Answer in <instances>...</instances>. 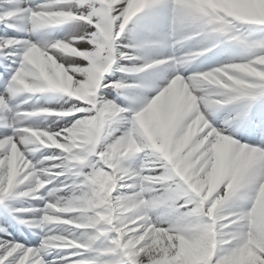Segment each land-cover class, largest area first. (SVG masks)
<instances>
[{
	"label": "snow or ice",
	"instance_id": "1",
	"mask_svg": "<svg viewBox=\"0 0 264 264\" xmlns=\"http://www.w3.org/2000/svg\"><path fill=\"white\" fill-rule=\"evenodd\" d=\"M0 264H264V0H0Z\"/></svg>",
	"mask_w": 264,
	"mask_h": 264
}]
</instances>
